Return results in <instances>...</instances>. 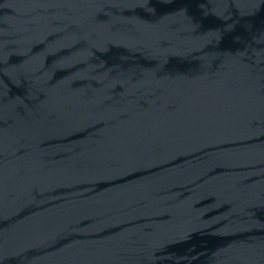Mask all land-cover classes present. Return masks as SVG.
<instances>
[{"label": "water", "instance_id": "95a60500", "mask_svg": "<svg viewBox=\"0 0 264 264\" xmlns=\"http://www.w3.org/2000/svg\"><path fill=\"white\" fill-rule=\"evenodd\" d=\"M0 264H264V0H0Z\"/></svg>", "mask_w": 264, "mask_h": 264}]
</instances>
